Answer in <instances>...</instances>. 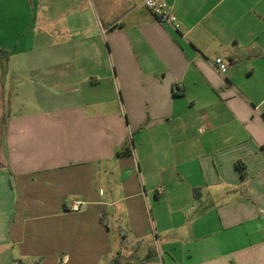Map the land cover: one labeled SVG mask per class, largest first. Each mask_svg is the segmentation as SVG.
<instances>
[{
	"label": "crops",
	"instance_id": "crops-1",
	"mask_svg": "<svg viewBox=\"0 0 264 264\" xmlns=\"http://www.w3.org/2000/svg\"><path fill=\"white\" fill-rule=\"evenodd\" d=\"M164 1L0 0V264H264V0Z\"/></svg>",
	"mask_w": 264,
	"mask_h": 264
},
{
	"label": "built area",
	"instance_id": "built-area-1",
	"mask_svg": "<svg viewBox=\"0 0 264 264\" xmlns=\"http://www.w3.org/2000/svg\"><path fill=\"white\" fill-rule=\"evenodd\" d=\"M143 6L151 12L161 23L169 24L174 29L179 28L178 18L170 11L164 0H142ZM214 67L222 74H225L229 69L228 62L222 57H216L213 60ZM180 89V86H178ZM70 210L78 211L82 208L83 203L78 199H70Z\"/></svg>",
	"mask_w": 264,
	"mask_h": 264
},
{
	"label": "trees",
	"instance_id": "trees-1",
	"mask_svg": "<svg viewBox=\"0 0 264 264\" xmlns=\"http://www.w3.org/2000/svg\"><path fill=\"white\" fill-rule=\"evenodd\" d=\"M239 166V165H238Z\"/></svg>",
	"mask_w": 264,
	"mask_h": 264
}]
</instances>
